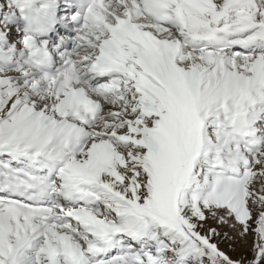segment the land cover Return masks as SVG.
<instances>
[{
    "label": "snow or ice",
    "instance_id": "6c2138e0",
    "mask_svg": "<svg viewBox=\"0 0 264 264\" xmlns=\"http://www.w3.org/2000/svg\"><path fill=\"white\" fill-rule=\"evenodd\" d=\"M0 264H264V0H0Z\"/></svg>",
    "mask_w": 264,
    "mask_h": 264
},
{
    "label": "rangeland",
    "instance_id": "374dc122",
    "mask_svg": "<svg viewBox=\"0 0 264 264\" xmlns=\"http://www.w3.org/2000/svg\"><path fill=\"white\" fill-rule=\"evenodd\" d=\"M229 251V249H227ZM251 253V241L248 244L238 245L235 252H232L234 258H239L241 255Z\"/></svg>",
    "mask_w": 264,
    "mask_h": 264
},
{
    "label": "trees",
    "instance_id": "16d2710c",
    "mask_svg": "<svg viewBox=\"0 0 264 264\" xmlns=\"http://www.w3.org/2000/svg\"><path fill=\"white\" fill-rule=\"evenodd\" d=\"M229 252L232 254L231 249H229ZM244 256H248V257H250V256H251V253H247V254H245Z\"/></svg>",
    "mask_w": 264,
    "mask_h": 264
}]
</instances>
